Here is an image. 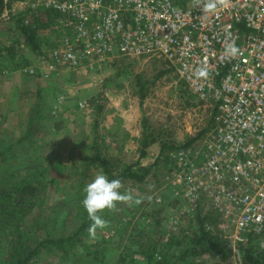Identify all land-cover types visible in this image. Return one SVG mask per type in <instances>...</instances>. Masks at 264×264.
<instances>
[{"label": "rangeland", "instance_id": "rangeland-1", "mask_svg": "<svg viewBox=\"0 0 264 264\" xmlns=\"http://www.w3.org/2000/svg\"><path fill=\"white\" fill-rule=\"evenodd\" d=\"M23 7L14 12H23ZM70 19L59 15L56 24L38 31V53L23 43L16 22L0 21V209L13 213L2 219L1 227L9 223L0 230V255L20 218L26 223L22 241L71 236L88 218L81 203L83 190L104 173V166L112 175L127 166L145 175L141 182L121 181V192L133 200L105 212L104 229L90 234L88 227L62 250L53 246L32 264H146L142 253L154 248L156 259L176 255L178 247L169 244L192 240L200 228L230 242L232 227L212 210L211 197L191 198L190 186L201 184L199 167L187 185L183 178L188 162L178 161L182 152L203 159L213 103L195 97L159 58L121 56L115 50L85 57L84 43L75 69L61 65L43 70L41 62L46 67L54 52L76 51L78 35ZM27 68L39 72L32 78L44 87L35 90L33 83L25 82ZM145 135L150 143L143 146ZM26 181L35 192L26 194L19 209L10 193ZM239 261L236 249L225 260L199 250L171 264Z\"/></svg>", "mask_w": 264, "mask_h": 264}, {"label": "built area", "instance_id": "built-area-1", "mask_svg": "<svg viewBox=\"0 0 264 264\" xmlns=\"http://www.w3.org/2000/svg\"><path fill=\"white\" fill-rule=\"evenodd\" d=\"M35 0L29 8L70 15L76 51L51 54L48 70L75 69L79 45L84 54L115 50L121 56L159 58L202 102L213 103L203 159L179 154L189 184L199 167L193 199L211 197V206L232 227V250L257 238L264 250V0ZM23 7V8H24ZM25 9V8H24ZM24 12V11H23ZM21 12V13H23ZM12 13L19 14L20 12ZM28 23L27 20L24 22ZM240 50L226 55L233 43ZM94 44H98L94 48ZM203 69L207 75L199 76ZM30 74L31 70L28 71ZM46 76V75H45ZM195 151L192 153L194 154ZM197 154V153H196ZM181 166V163L178 165ZM176 174L174 173V176ZM198 182V181H197ZM194 203V208L196 204Z\"/></svg>", "mask_w": 264, "mask_h": 264}, {"label": "trees", "instance_id": "trees-1", "mask_svg": "<svg viewBox=\"0 0 264 264\" xmlns=\"http://www.w3.org/2000/svg\"><path fill=\"white\" fill-rule=\"evenodd\" d=\"M18 1L21 0H7L6 3L4 0H0V21L5 19V16L3 17V15L4 11L7 10V21H13L14 23L16 22V26L18 28L17 32L22 37L23 43L29 47L31 51L38 53L39 45L36 41L37 33L39 30H43L45 27H48L51 23L56 24L57 17L59 16L58 12L51 9L29 8V10L13 16L10 13L11 6ZM25 20H27L28 23L25 24ZM31 21H33L32 24ZM192 141L193 140L190 142ZM142 143L143 146H146L148 143H150L146 135L143 137ZM165 148L166 147H162V149ZM104 174H106L110 180L119 179L120 181H123L124 179H132L137 182H141L145 176L137 175L132 171V167L129 166H127L118 175H112L111 171L107 169L106 166H104ZM29 185L30 181H26L25 183L21 182L14 186L12 192L10 193L13 195L16 204L21 205L19 209L24 207L22 201L25 199L26 194H32L35 192V188H32ZM7 215H9L11 218V215H13L12 209H0V222L2 219L5 220V218L8 217ZM12 219L17 220L15 216H13ZM2 223L3 221L0 224V230L4 231V224L9 222L6 220L1 227ZM91 223L92 222L89 220V218H87L84 223L80 225L68 238L52 239L50 236L44 235L41 238L27 242L25 240L22 241L21 239V236L26 228V223L24 224L23 219L20 218V225L16 224V226H18L15 227V229H12L13 232L12 230L8 232V235L12 236V240H10L8 245L6 242L4 243L7 246L5 247V251L0 255V264H32L35 260H37L36 258H38L42 252L53 246H57L60 250H62L65 247L66 241L72 237H76L84 229L90 227ZM0 244L2 245L3 243ZM172 246L178 247L177 249L179 250L177 253H175L176 255L172 254L171 257L160 256V259H156V256H154V248H151L148 253H142V255L145 257L146 264H171L174 259L186 260L189 256L196 255L199 250L210 253V255L215 259L225 260L232 252L231 243L220 240V238L217 236H209V234L201 228L197 237L193 238L192 240H183L179 243H170L169 247ZM237 246L240 251V264H264V250L261 251L258 249L256 237L249 235L248 241L246 243Z\"/></svg>", "mask_w": 264, "mask_h": 264}, {"label": "clouds", "instance_id": "clouds-1", "mask_svg": "<svg viewBox=\"0 0 264 264\" xmlns=\"http://www.w3.org/2000/svg\"><path fill=\"white\" fill-rule=\"evenodd\" d=\"M216 7L214 0H208L203 5V11L205 13H213ZM225 51L229 57H235L240 50L233 42L228 45ZM198 75L206 76L207 73L201 69ZM121 189L122 182L119 179L110 180L103 172L98 173L84 188V196L81 203L89 220L92 222L89 227L90 234H94L97 229H104L107 226V221L103 218L105 212L118 210L119 204H127L133 200L131 194L121 192ZM140 202L139 199L135 200L137 204Z\"/></svg>", "mask_w": 264, "mask_h": 264}, {"label": "crops", "instance_id": "crops-1", "mask_svg": "<svg viewBox=\"0 0 264 264\" xmlns=\"http://www.w3.org/2000/svg\"><path fill=\"white\" fill-rule=\"evenodd\" d=\"M18 3V2H17ZM20 3V2H19ZM22 5L23 4H12V6H11V10H10V13H11V15H13V16H15V14L14 13H12V11H14V9H18V8H20V6H21V8H22ZM21 10V9H20ZM22 11V10H21ZM23 11H24V8H23ZM7 13H8V11H7ZM7 18V14L5 15V19ZM7 20V19H6ZM42 66H43V70L45 69V67H44V65L42 64ZM29 70H31L32 71V73L30 74L28 71ZM24 74L25 75H27V77H25L24 78V80H25V82H27V83H33L32 84V86H34L35 87V90H38L40 87H44V86H39V85H37L34 81H36V79L35 78H32V76L33 75H38L39 74V72H35L33 69H29V68H27L25 71H24ZM44 74V73H43ZM44 89V88H43ZM32 90V88L30 89V92H32L31 91Z\"/></svg>", "mask_w": 264, "mask_h": 264}, {"label": "water", "instance_id": "water-1", "mask_svg": "<svg viewBox=\"0 0 264 264\" xmlns=\"http://www.w3.org/2000/svg\"><path fill=\"white\" fill-rule=\"evenodd\" d=\"M4 2L6 3L7 0H4ZM6 14H7V11L5 10V11H4V15H3V17H4Z\"/></svg>", "mask_w": 264, "mask_h": 264}]
</instances>
